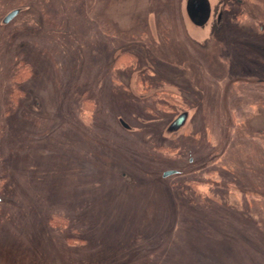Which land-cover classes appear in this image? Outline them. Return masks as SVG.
<instances>
[{
    "label": "rangeland",
    "instance_id": "374dc122",
    "mask_svg": "<svg viewBox=\"0 0 264 264\" xmlns=\"http://www.w3.org/2000/svg\"><path fill=\"white\" fill-rule=\"evenodd\" d=\"M150 8L169 57L146 32ZM227 8L204 52L182 35L178 0H0V264H264V117L253 115L264 88L230 83L264 74L244 47L264 51V0ZM145 55L171 81L182 79L172 57L194 68L205 90L194 134L166 131L186 81L159 88L147 71L129 92ZM190 148L208 161L195 172Z\"/></svg>",
    "mask_w": 264,
    "mask_h": 264
},
{
    "label": "flooded vegetation",
    "instance_id": "af4514ba",
    "mask_svg": "<svg viewBox=\"0 0 264 264\" xmlns=\"http://www.w3.org/2000/svg\"><path fill=\"white\" fill-rule=\"evenodd\" d=\"M155 2V0H148V4L151 6L152 2ZM241 0H178V15H179V20L182 26V35L191 43L192 46H196L198 48H201L204 52L209 49L211 50L212 48L214 49V46L216 44V40L219 39L222 35L225 33V22H226V11L228 10L227 8V3H233L234 6H240ZM153 15L155 18L154 22V31H151V25L148 24L146 25L147 18L150 19V16ZM18 15H16L13 19H15ZM108 19H112L111 15H108ZM145 25H146V32L149 35L150 38H152V34L156 35V48L157 50L164 56L169 57L170 53L167 51V49L163 46L164 42H162L163 38V31L162 28H164V24L162 22V19L160 18V14L157 12L156 8H150L147 10L146 15H145ZM156 23V27H155ZM150 29V30H149ZM260 30H263V27L260 26ZM159 40V41H158ZM136 44V43H134ZM139 43H137L135 48H138V50H141L143 55L144 49L142 46H138ZM236 45L239 47L243 46V43L240 41L235 42ZM159 47V48H158ZM207 47V48H206ZM250 50H254L255 52H258L261 56L264 57V51H258L256 50V47L254 48L251 43H245V46ZM129 50L121 52L118 56H115L112 54L110 60L112 63L116 62L119 57L124 55L125 52ZM172 56V55H171ZM172 64L179 68L180 72L179 75H182V79L179 81H186L187 88H186V94L180 95L179 97L185 98V103L187 104L186 106L182 107L181 109L186 110H191V116L189 113L188 114V119H187V128L185 130L189 131L192 134H194L195 128L193 127V124L195 120L197 119L198 116L202 115V108L204 104V96H205V90L203 87L199 86L198 83V77L196 78L195 71L193 67H190L188 65L183 66L181 64H178V62L172 57L171 59ZM143 62L144 64L138 68L132 71V73L129 75L128 82H127V88L131 89V86L133 85L134 88H136V81L137 77L142 75L143 73L150 71L158 77L159 83L156 85L159 88H168L166 86H172V84H175L176 81H171V77H164L158 69H155L152 65V63H149V59L145 55L143 57ZM113 66V65H112ZM252 76H256L259 69L257 68H252L249 67L247 69ZM261 71H264V69L260 68ZM139 71V72H137ZM260 73V72H259ZM260 77H254L251 78L250 76H247V74H243L241 76H236L233 79L230 80V83L238 85V84H244L246 86H257L258 88L261 87V89L264 88V74L260 73ZM123 82V81H122ZM154 86V88L156 87ZM175 88V87H174ZM137 92V90H136ZM165 91H160V93H164ZM171 93V92H170ZM172 92L171 94H173ZM138 94V93H137ZM142 95V94H140ZM175 97L178 95L176 93L173 94ZM132 96V95H131ZM133 97V96H132ZM136 100H144L145 98H135ZM159 112H164V110L161 109V105H159ZM174 107L177 109V104H174ZM162 114V113H161ZM253 115L256 116V118H263L264 117V108L262 106H256V108L253 111ZM162 116V115H161ZM157 116V117H161ZM163 118V116H162ZM159 118V119H162ZM120 118H119V123H120ZM123 121V120H122ZM154 122V121H153ZM159 126L165 127L166 122H157ZM120 127L125 130L124 127ZM191 129V130H189ZM180 130V129H179ZM257 132L259 134L264 135V127H258L257 126ZM182 133L184 132L181 131ZM181 132L177 133L176 135L180 134ZM190 135V136H191ZM175 136V135H174ZM173 137V136H172ZM171 137V138H172ZM170 138V139H171ZM194 138L189 137L188 140L189 142L192 141ZM261 144L258 146L259 151H260V156L262 160H264V138L261 137L259 138ZM169 140V139H165ZM161 138L160 135V142L165 141ZM204 149V148H203ZM202 149V150H203ZM198 150V148L192 149L190 148L187 152V163L189 165V172H195L199 169L204 168L207 164L208 161H200V159L195 155L194 151ZM201 150V151H202ZM202 160V159H201ZM177 172H183L180 169H174ZM167 171V170H166ZM173 176V175H172ZM124 177V176H122Z\"/></svg>",
    "mask_w": 264,
    "mask_h": 264
},
{
    "label": "water",
    "instance_id": "95a60500",
    "mask_svg": "<svg viewBox=\"0 0 264 264\" xmlns=\"http://www.w3.org/2000/svg\"><path fill=\"white\" fill-rule=\"evenodd\" d=\"M20 12V9H14L12 11H10L9 13H7L4 18L2 19V24H6L8 23L10 20H12L18 13ZM152 36L154 37V34H152ZM155 38V37H154ZM139 72V71H137ZM138 98H145V96H137ZM188 112L187 111H183L181 113H179L167 126L166 131L169 134L175 133L177 132L179 129H182L183 127H185L186 125V121L188 119ZM154 120H149L147 122L144 123H150L153 122ZM120 124L122 127H124L125 129L132 131L131 127H129V125L127 123H125L124 121L120 120ZM175 174H179V172L175 171V170H167V171H163L161 173V177L162 178H167L169 176L175 175Z\"/></svg>",
    "mask_w": 264,
    "mask_h": 264
}]
</instances>
